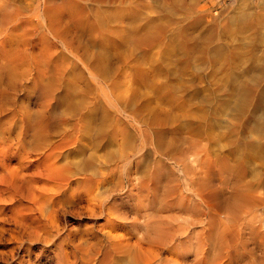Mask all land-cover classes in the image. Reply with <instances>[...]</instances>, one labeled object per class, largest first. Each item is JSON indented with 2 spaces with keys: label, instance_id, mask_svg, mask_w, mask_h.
<instances>
[{
  "label": "rangeland",
  "instance_id": "rangeland-1",
  "mask_svg": "<svg viewBox=\"0 0 264 264\" xmlns=\"http://www.w3.org/2000/svg\"><path fill=\"white\" fill-rule=\"evenodd\" d=\"M258 20L264 0H0V137L68 250L160 227L185 264H264V158L230 156L264 137L253 107L222 110L217 64ZM0 225L7 253L18 229ZM23 236L16 258L58 264L62 237Z\"/></svg>",
  "mask_w": 264,
  "mask_h": 264
},
{
  "label": "bare ground",
  "instance_id": "bare-ground-1",
  "mask_svg": "<svg viewBox=\"0 0 264 264\" xmlns=\"http://www.w3.org/2000/svg\"><path fill=\"white\" fill-rule=\"evenodd\" d=\"M240 19L242 22L247 21L249 14L243 13ZM258 22L259 25L264 23L261 20ZM254 26L252 22L245 23L239 32L241 36L238 49L229 48V53L217 63L221 70L220 75L222 74L219 79V91L222 93H219V100L222 102V110L230 117L244 113L248 107H253L252 111H249L248 125L255 133L264 137V33L260 30H252ZM216 52L221 53L220 50ZM231 135L234 133L232 132ZM228 138L232 137L228 135ZM237 142L235 141L232 147V144L229 145L233 148L230 156L234 160L239 162L245 155L249 165L252 163L249 162L251 157L264 158V143L250 140L246 144ZM11 152L9 143L0 137V223L8 221L17 227L18 231L13 230L12 233L16 245L19 244L16 247L21 248L20 246L25 245L23 235L26 233L30 241L40 243L44 250L47 244L49 245L50 242L52 244L51 240L55 238L60 240L61 229L53 221L49 222L48 227L42 220L44 212L41 207V191L34 186L30 172L27 174L22 172L31 171L32 166L25 164L23 157L20 158L18 167L12 166ZM253 159L251 161L255 162ZM55 173L53 169L49 171L51 178L57 176ZM254 174L257 175V171H254ZM262 186L264 187V181ZM23 201L26 204H23ZM2 226L0 225V238L6 230ZM159 228H152L157 235L142 237L128 231L116 232V234L106 232L108 235L104 242L97 247L95 253L89 256H86L87 252L79 256L78 249L68 250L65 247L67 244L70 245L67 241L68 237H62L57 253L53 254L58 264H185L180 245L173 244L170 241L169 232L165 235ZM183 245L187 247L188 242L185 241ZM27 246V256L32 257V243L30 242ZM16 247L6 251L7 253L1 249L0 261L10 264L9 259H11V261L16 260L17 264H25V256L15 257ZM29 261L31 262V259ZM204 262L201 260L192 264H204Z\"/></svg>",
  "mask_w": 264,
  "mask_h": 264
}]
</instances>
